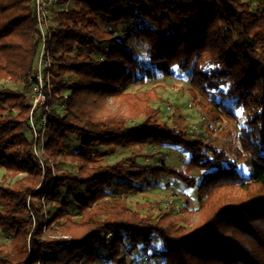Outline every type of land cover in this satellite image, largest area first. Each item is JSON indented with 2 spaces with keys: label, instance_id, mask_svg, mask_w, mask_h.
<instances>
[{
  "label": "trees",
  "instance_id": "16d2710c",
  "mask_svg": "<svg viewBox=\"0 0 264 264\" xmlns=\"http://www.w3.org/2000/svg\"><path fill=\"white\" fill-rule=\"evenodd\" d=\"M67 2L53 12V105L37 157L33 0H0V264H129L137 250L161 264H264V0ZM177 72L208 137L175 111L161 121L154 89L131 93ZM152 145L178 146L188 171L93 151ZM164 177L195 190L197 222L152 201L128 206L123 195Z\"/></svg>",
  "mask_w": 264,
  "mask_h": 264
},
{
  "label": "rangeland",
  "instance_id": "374dc122",
  "mask_svg": "<svg viewBox=\"0 0 264 264\" xmlns=\"http://www.w3.org/2000/svg\"><path fill=\"white\" fill-rule=\"evenodd\" d=\"M124 28L120 29V32L123 31ZM69 76V75H68ZM69 78H72L70 75ZM154 89L158 98H160L163 102L161 103H153L152 106L158 107L160 109V120L163 122L170 123L171 116L175 111L176 115L181 116L186 121V127L190 130H195L197 132L203 133L206 137H208V133L204 129H200L201 122V113L198 110L197 105L192 101L191 93H190V85L186 75H183L177 72L171 78H159L155 82L147 84L143 88L137 87L131 90L132 94L140 95L146 90ZM131 102V103H130ZM125 102L122 104L128 108L133 104L132 101ZM113 103L111 105V110H114L118 106V102H110ZM223 134V133H222ZM212 138L219 143V138L217 139L215 134H213ZM76 147L77 142L75 141L72 144ZM107 156L104 161L108 164L113 163L116 160H120L126 156H129L134 153L143 154L142 158H139L138 162L142 164H163L166 166L174 167L176 169H186V160L187 157L183 153V151L175 145L171 146H149L148 148H133L122 150L120 148H112L105 149L100 147L93 148L94 152L106 151ZM45 153V152H44ZM40 155V154H39ZM191 172V171H190ZM194 174H198V172L194 171ZM2 174V173H1ZM126 198L127 204L130 208L134 209L137 205H142L146 201H152L155 203H160L162 208H166L167 210H174V212L180 217H187L192 223L198 221L197 214V204H196V192L195 190L185 189L184 186L176 183L171 178H165L158 182L154 183L152 186L148 188V190L140 193H130L123 195ZM189 201L188 210L185 213L184 202L185 200ZM58 204L56 203V206ZM75 213V210L72 211ZM4 236L0 234V243L5 242ZM160 242H155L149 251L160 248ZM150 252L147 255H144L141 250H137L133 255L127 258V262L132 264L134 262H138V264H161L160 261L151 260L149 257ZM147 258V259H146ZM99 264V263H97Z\"/></svg>",
  "mask_w": 264,
  "mask_h": 264
},
{
  "label": "built area",
  "instance_id": "2783aa9c",
  "mask_svg": "<svg viewBox=\"0 0 264 264\" xmlns=\"http://www.w3.org/2000/svg\"><path fill=\"white\" fill-rule=\"evenodd\" d=\"M36 25L39 33V48L35 67L29 80L28 97L30 110L28 128L31 133L33 151L37 157L44 153L47 119L52 110V57L49 48L50 36L55 29L54 8L68 9V2L61 0H33ZM64 97H66L64 95ZM40 154V155H39Z\"/></svg>",
  "mask_w": 264,
  "mask_h": 264
}]
</instances>
